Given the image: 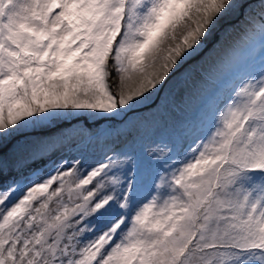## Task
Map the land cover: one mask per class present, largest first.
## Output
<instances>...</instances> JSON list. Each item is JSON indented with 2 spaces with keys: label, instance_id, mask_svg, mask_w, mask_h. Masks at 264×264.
Masks as SVG:
<instances>
[{
  "label": "snow or ice",
  "instance_id": "obj_1",
  "mask_svg": "<svg viewBox=\"0 0 264 264\" xmlns=\"http://www.w3.org/2000/svg\"><path fill=\"white\" fill-rule=\"evenodd\" d=\"M0 264H264V0H0Z\"/></svg>",
  "mask_w": 264,
  "mask_h": 264
},
{
  "label": "rangeland",
  "instance_id": "obj_2",
  "mask_svg": "<svg viewBox=\"0 0 264 264\" xmlns=\"http://www.w3.org/2000/svg\"><path fill=\"white\" fill-rule=\"evenodd\" d=\"M165 104V101L163 99H156L152 112H155L156 105L163 106ZM173 104L171 101L168 102V111H172ZM152 112H149L147 109L142 110L141 115L144 117H147V120L144 122L143 126L141 127V135L145 138H156L161 135H166L168 132V127L164 125L162 121H160L159 116H153ZM16 152V149L9 151V162L10 164L14 161L15 156L14 153ZM35 167V165L33 166Z\"/></svg>",
  "mask_w": 264,
  "mask_h": 264
}]
</instances>
